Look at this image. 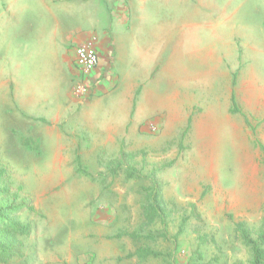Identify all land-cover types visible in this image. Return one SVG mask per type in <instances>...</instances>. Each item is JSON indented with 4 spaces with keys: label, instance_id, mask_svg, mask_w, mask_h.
<instances>
[{
    "label": "rangeland",
    "instance_id": "obj_1",
    "mask_svg": "<svg viewBox=\"0 0 264 264\" xmlns=\"http://www.w3.org/2000/svg\"><path fill=\"white\" fill-rule=\"evenodd\" d=\"M10 1L14 11H19L9 19L0 17L6 24L0 36V79L8 77L12 66L20 62L25 63L22 73L31 72L34 82L36 70L31 64L39 58L34 53L48 51L50 26L46 22L51 23V13H57V7L49 3L46 9L40 0ZM208 1L226 6V0ZM255 6L252 2L250 12H240L245 22L237 23L240 33L253 41L251 45L263 51L264 11ZM66 7L64 18L67 13L72 18L66 22H82L79 17L83 13L76 11L75 3ZM202 14L203 22L192 31L202 56L195 59L188 54L191 42L187 40L181 58H176L174 75L185 79L181 84L188 91L202 86L201 106L197 108L208 105L218 122L225 117V100L219 96L217 100L222 91L209 73L215 64L204 59L203 52L233 54V22H206L210 12L205 7ZM11 22L15 26L10 27ZM31 23L33 28L23 27ZM32 37L39 39L40 47L33 46ZM261 62L264 69V58ZM195 66H201V77L194 74ZM217 66L220 70L223 67L221 63ZM72 68L75 70L73 63ZM156 79V86L163 82L169 86L172 74H159ZM235 103L240 113L230 112L231 98L226 107L234 136L224 123L223 131H218L216 153L207 147L203 149L208 153L201 151L194 156L184 146L185 139L182 150L178 140L164 150L132 152L127 141V146L121 143L116 156H107L98 165L76 153L74 170L53 171L46 170L50 142L41 138L35 123L17 116L7 101H0V189L7 187L10 195L17 194L15 210L6 216L29 228L24 236L9 233L16 238L19 254L5 264H250V252L236 236L235 224L242 222L253 238L263 224L264 133L259 129L262 118L248 117L242 102L235 99ZM188 131L187 126L180 138L187 137ZM76 157L87 175L75 171ZM88 164L91 166L86 169ZM155 189L157 198L152 197ZM156 203L163 210L162 216L147 224L146 207ZM4 204L9 202L0 197V206ZM7 226L0 219V230ZM138 247L160 256L129 257Z\"/></svg>",
    "mask_w": 264,
    "mask_h": 264
},
{
    "label": "crops",
    "instance_id": "obj_2",
    "mask_svg": "<svg viewBox=\"0 0 264 264\" xmlns=\"http://www.w3.org/2000/svg\"><path fill=\"white\" fill-rule=\"evenodd\" d=\"M252 2L257 11H264V0H226V6L208 0H40L46 9L49 3L57 7V13H51V23L46 22L50 26L45 46L48 51L34 53L39 57L31 64L36 70L34 82L31 72L22 73L25 63L12 66L8 77L0 79V101H7L17 116L35 123L41 138L50 142L46 170H74L76 153L98 165L107 156H116L121 143L127 141L132 152L164 150L170 142L180 141L189 120L184 146L194 156L201 151L208 153L204 150L207 147L210 153H216L218 131L224 123L234 136L226 112L233 95L234 100L242 102L248 117L262 118L259 129L264 133V49L258 51L256 43L252 46L253 41L240 33L237 23L245 22L240 12H250ZM69 3H75L76 11L83 13L79 17L82 22L76 25L65 21H72L68 13L64 18ZM13 7L10 0H0V17L14 16L19 10ZM203 7L210 12L206 22H233V54L203 52L204 59L215 64L209 73L222 91L216 95L217 100L218 96L225 100V117L218 122L208 105L197 108L201 106L202 86L188 91L181 84L185 79L174 75L187 40L191 42L188 54L195 59L202 56L192 31L203 22ZM5 25L0 22L1 37ZM11 26L15 24L11 22ZM31 39L33 46L40 47L39 39ZM90 43L100 57L92 77L102 79L94 96L80 103L72 92L73 50ZM218 63L223 65L221 70ZM159 74H172L171 84L156 86ZM194 74L201 77V66H195ZM87 166L89 169L91 165Z\"/></svg>",
    "mask_w": 264,
    "mask_h": 264
},
{
    "label": "trees",
    "instance_id": "obj_3",
    "mask_svg": "<svg viewBox=\"0 0 264 264\" xmlns=\"http://www.w3.org/2000/svg\"><path fill=\"white\" fill-rule=\"evenodd\" d=\"M231 97V113H240L239 108L237 107L235 100ZM190 121V120H189ZM188 121V128H189V122ZM184 138H181L179 141V149L182 150V140ZM121 157V155H120ZM120 157L118 160H120ZM76 172L87 175L85 170L82 169L81 165L79 164V159L76 157ZM130 176V175H129ZM131 177V176H130ZM10 191L7 187L0 189V197H3L4 203L9 202L8 206H0V219L5 220L8 223V226L6 228H3L0 230V262L7 263L12 257L19 254V247L16 245V238L11 237L13 236H24L27 235L29 232V228L26 224L19 223L16 220H11V218H8L6 215H8L9 211L13 212L15 210V207L13 205V202L16 200V195H10ZM158 191L157 189L153 190L152 197L157 198ZM156 200V199H154ZM159 203L156 204H150L146 208V219L147 224H151L154 222V220L160 216H162V208L159 207ZM262 226L258 230V232L255 234V237H251L249 232L244 228V225L242 222H238L235 224V232L236 236L239 237L244 245L248 248L250 252V264H264V219L262 222ZM10 233V234H9ZM180 233V232H179ZM177 233V235L179 234ZM176 235V236H177ZM152 236H150L151 239ZM132 238L137 239V236L132 234ZM136 256L138 259H146L147 257H153L157 258L160 256V253L153 251L148 248L144 247H138L134 253L129 254V257Z\"/></svg>",
    "mask_w": 264,
    "mask_h": 264
},
{
    "label": "built area",
    "instance_id": "obj_4",
    "mask_svg": "<svg viewBox=\"0 0 264 264\" xmlns=\"http://www.w3.org/2000/svg\"><path fill=\"white\" fill-rule=\"evenodd\" d=\"M73 63L76 75L73 78L72 92L80 103H86L96 90L102 78L93 79L94 70L98 67L100 57L93 44H82L74 48Z\"/></svg>",
    "mask_w": 264,
    "mask_h": 264
},
{
    "label": "bare ground",
    "instance_id": "obj_5",
    "mask_svg": "<svg viewBox=\"0 0 264 264\" xmlns=\"http://www.w3.org/2000/svg\"><path fill=\"white\" fill-rule=\"evenodd\" d=\"M216 116H217V115H216ZM216 116H215V117H216Z\"/></svg>",
    "mask_w": 264,
    "mask_h": 264
}]
</instances>
